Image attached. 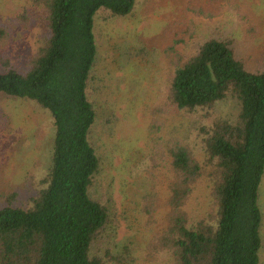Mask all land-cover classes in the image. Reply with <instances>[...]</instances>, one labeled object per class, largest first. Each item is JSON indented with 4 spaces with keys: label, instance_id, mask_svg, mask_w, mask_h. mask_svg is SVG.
<instances>
[{
    "label": "trees",
    "instance_id": "trees-1",
    "mask_svg": "<svg viewBox=\"0 0 264 264\" xmlns=\"http://www.w3.org/2000/svg\"><path fill=\"white\" fill-rule=\"evenodd\" d=\"M43 1L45 42L27 67L1 58L0 96L30 101L51 117V164L30 206L0 204V264L120 263L124 259L103 246L115 223L111 210L92 190L102 163L91 139L97 111L89 90L97 58L96 16L101 9H106V20L132 15L137 0ZM4 34L0 27V36ZM231 39L214 33L198 40L170 76L166 111L194 112L228 97L238 103V111L198 130L203 134V163L179 140L152 141L148 155L162 157V164L155 159L160 171L153 175L167 171L174 179L166 201L169 212L149 243L148 258L169 252L171 264H260L264 69L248 70ZM203 175L213 179V210L207 220L191 223L185 205ZM152 203L147 199L142 205L146 227L157 221Z\"/></svg>",
    "mask_w": 264,
    "mask_h": 264
},
{
    "label": "rangeland",
    "instance_id": "rangeland-1",
    "mask_svg": "<svg viewBox=\"0 0 264 264\" xmlns=\"http://www.w3.org/2000/svg\"><path fill=\"white\" fill-rule=\"evenodd\" d=\"M103 10L94 26L97 58L89 90L97 111L91 139L102 163L92 190L108 203L115 221L103 246L124 259L113 264H171L169 252L147 257L149 243L169 212L166 201L174 179L167 171L153 175L160 171L155 161L162 164V157L154 158L152 152L149 158L147 152L154 139L166 137L168 142L189 145L203 163V134L198 130L216 117H234L238 103L228 97L194 112L166 111L170 76L198 40L214 33L232 38L248 70H263L264 0H137L132 15L110 20ZM0 27L6 31L0 36V60L9 58L18 68L27 67L47 35L45 2L0 0ZM53 138L46 111L24 99L0 96V204H32L51 164ZM212 186L213 179L206 175L193 185L185 205L191 223L207 220L213 210ZM147 199L158 209L156 223L148 227L142 211ZM258 204L263 216L260 264H264V176Z\"/></svg>",
    "mask_w": 264,
    "mask_h": 264
}]
</instances>
